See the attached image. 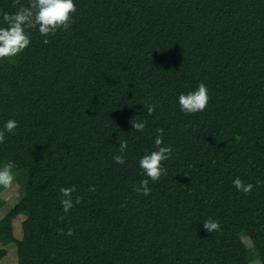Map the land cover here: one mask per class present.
Listing matches in <instances>:
<instances>
[{
	"label": "trees",
	"instance_id": "1",
	"mask_svg": "<svg viewBox=\"0 0 264 264\" xmlns=\"http://www.w3.org/2000/svg\"><path fill=\"white\" fill-rule=\"evenodd\" d=\"M29 3L0 0V20ZM75 3L69 30L44 44L33 29L23 52L0 60V127L19 122L0 165L27 175L0 220V261L15 243L18 264H250L249 236L264 264V0ZM200 82L208 105L185 115L177 96ZM132 119L147 120L144 134ZM157 128L173 156L145 197L138 160ZM120 140L124 165L113 160ZM73 186L65 212L60 188Z\"/></svg>",
	"mask_w": 264,
	"mask_h": 264
},
{
	"label": "clouds",
	"instance_id": "2",
	"mask_svg": "<svg viewBox=\"0 0 264 264\" xmlns=\"http://www.w3.org/2000/svg\"><path fill=\"white\" fill-rule=\"evenodd\" d=\"M77 11L75 0H30L28 6H21L15 12H3L2 20H0V60L11 58L23 52L31 42L32 30L37 29L42 36L43 43H49V38L57 34L58 31H67L73 22L72 14ZM209 91L205 83L200 82L193 90L180 92L177 96L179 110L185 115L203 112L209 102ZM147 114L151 116L156 111V104L146 102L143 104ZM132 129L136 132L144 134L148 128L146 119H132ZM19 122L16 119H8L4 121L0 127V144L4 143L6 134H15ZM153 141L154 147L150 151H146L139 157L138 167L142 170L144 179H141L139 185L135 187L138 194L147 197L151 188L149 182L156 183L168 174L165 162L173 156V146L165 143L164 129L157 128ZM119 154L113 156V160L117 165L126 164V153L128 151L127 140L119 141ZM11 162L0 165V186L9 187L15 180L12 171ZM260 183V181H257ZM233 186L245 194L252 192L254 185L244 182L239 176L232 180ZM76 191L75 186L72 188H60V203L65 212L74 206L71 193ZM89 191H95L94 187H90ZM79 198L75 199V203H79ZM203 226L208 232L219 230V223L212 219L203 222ZM71 235V231L68 232Z\"/></svg>",
	"mask_w": 264,
	"mask_h": 264
},
{
	"label": "rangeland",
	"instance_id": "3",
	"mask_svg": "<svg viewBox=\"0 0 264 264\" xmlns=\"http://www.w3.org/2000/svg\"><path fill=\"white\" fill-rule=\"evenodd\" d=\"M4 164H6V163H4ZM12 171H13V174L15 176V179L18 180V181L13 182V183H16V185L18 186L17 187L18 189H16V191L13 194L15 197H11L10 199L6 200L5 197L7 195L5 194V192H6L7 187L0 186V220L2 219V217L5 216V214L12 207L15 206V204L18 202V200L22 197V191H20V188L23 187V184L26 183V179H27V175L24 171L15 170V169H12ZM25 218H26L25 215H20L16 218V220L14 222V225H13L14 235L18 239H21L23 236L22 222H23V219H25ZM243 240L247 244L250 257L252 258L250 264H262L261 260L257 256V251L255 250L253 242L250 239V237L249 236H243ZM0 247L4 248L3 245H1ZM5 248H7L8 254L4 258H2L1 264H18V252H17L16 244L15 243L10 244L8 246H5Z\"/></svg>",
	"mask_w": 264,
	"mask_h": 264
},
{
	"label": "crops",
	"instance_id": "4",
	"mask_svg": "<svg viewBox=\"0 0 264 264\" xmlns=\"http://www.w3.org/2000/svg\"><path fill=\"white\" fill-rule=\"evenodd\" d=\"M18 186L16 185V183H12V185L11 186H9V187H7L6 188V192H5V194L7 195L6 197H5V199L7 200V199H10L11 197H15L13 194H14V192L16 191V189H18L17 188ZM4 194V195H5ZM17 204V203H16ZM15 204V205H16ZM2 207V206H1ZM3 218V217H2ZM15 220H16V218L14 219V221H13V225H14V222H15ZM24 220V219H23ZM23 237V236H22ZM0 246H1V244H0ZM1 248V247H0ZM0 264H1V261H0Z\"/></svg>",
	"mask_w": 264,
	"mask_h": 264
}]
</instances>
